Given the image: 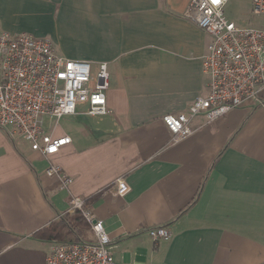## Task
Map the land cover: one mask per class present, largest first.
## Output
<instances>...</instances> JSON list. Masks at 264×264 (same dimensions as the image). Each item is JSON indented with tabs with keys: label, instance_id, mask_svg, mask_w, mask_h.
<instances>
[{
	"label": "crops",
	"instance_id": "0c3cea01",
	"mask_svg": "<svg viewBox=\"0 0 264 264\" xmlns=\"http://www.w3.org/2000/svg\"><path fill=\"white\" fill-rule=\"evenodd\" d=\"M190 2L0 0V34L62 38L60 54L110 71V111L81 104L49 123L72 138L50 160L0 128V264H47L55 242L37 233L70 208L50 161L103 221L119 263L264 264V104L211 123L199 115L177 143L163 121L209 90L211 36L184 17ZM118 178L130 187L123 196ZM156 226L171 237L153 241Z\"/></svg>",
	"mask_w": 264,
	"mask_h": 264
},
{
	"label": "built area",
	"instance_id": "2783aa9c",
	"mask_svg": "<svg viewBox=\"0 0 264 264\" xmlns=\"http://www.w3.org/2000/svg\"><path fill=\"white\" fill-rule=\"evenodd\" d=\"M228 0H191L184 17L211 36L203 58V73L208 77V93L197 96L189 108L168 113L163 121L171 132V143L190 136L191 122L203 115L207 123L245 105L264 104V21L261 26H241L229 20L224 8ZM253 10L264 19V0H253ZM70 59L58 52L51 38L30 33L0 34V128L21 136L32 150L50 160L71 143L68 135L47 131L45 120L56 126L64 115L87 105L90 115L107 114L110 71L108 62ZM56 122V123H55ZM49 176L70 192L69 212H80L90 226L93 242H55L47 264H123L112 253V240L102 220L90 213L86 200L70 191L73 178L49 162ZM116 193L125 195L130 187L124 178L116 180ZM153 241L171 237L167 226L151 227Z\"/></svg>",
	"mask_w": 264,
	"mask_h": 264
},
{
	"label": "trees",
	"instance_id": "16d2710c",
	"mask_svg": "<svg viewBox=\"0 0 264 264\" xmlns=\"http://www.w3.org/2000/svg\"><path fill=\"white\" fill-rule=\"evenodd\" d=\"M37 235L52 242H93V232L85 217L78 211L66 212L42 228Z\"/></svg>",
	"mask_w": 264,
	"mask_h": 264
},
{
	"label": "rangeland",
	"instance_id": "374dc122",
	"mask_svg": "<svg viewBox=\"0 0 264 264\" xmlns=\"http://www.w3.org/2000/svg\"><path fill=\"white\" fill-rule=\"evenodd\" d=\"M225 15L229 20H233L241 26H261L263 25V17L256 15L253 10V0H228L225 8ZM54 44L58 49L62 47V38L58 40L54 36H50ZM206 79L208 77L205 75ZM81 105V104H80ZM79 105V106H80ZM49 124V121L45 120V126Z\"/></svg>",
	"mask_w": 264,
	"mask_h": 264
}]
</instances>
